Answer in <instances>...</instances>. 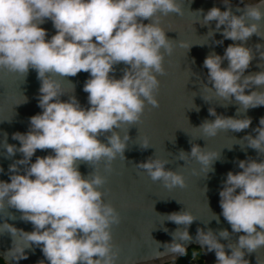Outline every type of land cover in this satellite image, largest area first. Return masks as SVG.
<instances>
[{
    "label": "clouds",
    "instance_id": "1",
    "mask_svg": "<svg viewBox=\"0 0 264 264\" xmlns=\"http://www.w3.org/2000/svg\"><path fill=\"white\" fill-rule=\"evenodd\" d=\"M223 3L227 10L213 6L204 14L202 26L216 21V29L225 26L222 35L232 41L246 42L253 34L264 37L259 33L264 21V0L244 5L243 9L238 7L240 15L233 13L227 0ZM170 13L183 14L179 0H0V70L24 77L30 68L36 70L41 82L38 107L42 109L29 118L27 133H13L12 138L20 142L19 148L6 139L3 145L8 157L18 151L23 159L9 165L10 182L0 181V214L14 208L34 228L25 232L7 222L0 224V234L7 232L13 238V247L5 254L7 258L26 259L25 249L35 244L42 246L48 264H116L119 253L113 244L112 230L121 223V216L104 199L108 177L101 174L99 166L103 163L104 171L111 173L113 161L118 157L125 159L130 137L122 136L117 129L140 123L146 106H160L158 77L166 74L165 54L171 55L173 51V40L167 38L160 21ZM46 19L56 29L51 39H46L47 32L40 26ZM143 20L151 22L144 24ZM213 34L210 30L207 36ZM261 47L264 46L256 45L257 49ZM253 58L251 48L233 43L223 56L210 52L203 61L211 84L202 85L203 89L214 90L216 97L226 101L221 106L226 107L234 97L240 106L237 115L241 109L246 112L264 106V91L245 92L254 86L264 88V71L244 75ZM261 58L264 59V53ZM224 60L228 61L226 68L221 67ZM120 63L126 67L117 79L113 74ZM81 71L90 74L83 86L88 94L87 108L74 95L62 101L64 92L55 78L74 77ZM74 88L73 85V92ZM203 99L208 102L206 97ZM208 112L215 119L204 120L195 127L202 130V137H215L228 130L240 132L252 124L247 116L225 117L214 108ZM254 131L255 137L246 135L243 139L248 147L264 155V117ZM101 136L106 137V142L101 141ZM148 147L145 140L141 148ZM48 149L52 154L38 156L31 162L37 150ZM204 149L193 144L190 154L180 150L177 157L184 161L191 157L207 174L214 170L212 165L220 153ZM81 163L93 169L87 176L79 171ZM169 163L170 160L154 155L136 167L167 189L186 187L181 172L166 169ZM18 165L27 166L23 174ZM238 166L242 171L227 173L219 203L232 231L243 235L236 243L227 245L231 249L228 254L218 239H228V230L219 231L217 236L211 229H197L196 240L208 252H215L216 264H249L244 250L252 253L264 247V160H241ZM212 214L219 222V217ZM5 216L15 219L8 212ZM163 216L184 225V231L178 228L172 232L173 241L163 245L165 251L153 255H185V244L177 241L192 239L187 227L197 219L187 210ZM18 232L27 247L14 246Z\"/></svg>",
    "mask_w": 264,
    "mask_h": 264
},
{
    "label": "water",
    "instance_id": "2",
    "mask_svg": "<svg viewBox=\"0 0 264 264\" xmlns=\"http://www.w3.org/2000/svg\"><path fill=\"white\" fill-rule=\"evenodd\" d=\"M182 8V15L170 13L167 17L161 18V26L165 29L168 39L173 40V51L171 55L165 54L164 67L165 75L159 76L160 88L157 94L159 108L146 106L141 122L133 125L123 126L120 130L122 136L130 137L124 153L125 159L117 158L112 163V172L104 171L103 163L99 166L101 174L108 177V182L104 186L106 194L104 199L111 202L121 216V223L114 226L112 230L113 244L118 251L119 257L116 264H164L179 255L167 254L156 258L153 254L156 251L164 252V244L171 243L172 232L179 228L184 231V225L166 220L173 212L189 211L195 220L187 230L192 237L190 241L184 243L187 251L198 248L207 258L209 264H216L215 252H208L207 248H202L196 240L197 229L207 231L213 230L217 234L221 230H228L230 237L224 239L218 236L220 243L224 244L225 251L230 254L231 249L227 248L229 243H236L243 233L232 231L230 224L224 219L220 207L219 192L223 188L226 175L229 171L240 172L238 164L241 160H264V155L259 154L255 149L248 147L247 141L243 138L246 135L255 137L254 131L259 126V119L264 117V106L248 109L237 115L240 107L233 97L232 102L226 107L221 104L226 101L215 96L213 91H205L204 84L208 83V69L203 66V61L210 52L223 56L228 45L233 43H243L253 52V60L244 75L264 71V47L256 48L257 44L264 46V37L253 34L246 42L232 41L225 39L222 35L224 27L216 29V21H211L208 25H203V16L213 6L219 7L221 11L227 10L223 0H179ZM234 14L239 7L244 5H256L260 0H227ZM203 10L202 13L197 12ZM148 24L150 20H143ZM47 32L46 39H51L56 34V29L51 20H45L40 25ZM213 31V36L208 37L209 31ZM264 35V21L261 22L259 30ZM217 41H223L218 44ZM206 43V44H205ZM200 44H204L201 46ZM192 45V46H191ZM190 47V49H188ZM228 61L224 60L221 67H227ZM123 63L115 66L114 76L119 79L123 75ZM61 84L64 94L60 97L62 101H68L70 96H75L80 105L84 108L90 107L88 104V94L83 91L85 81L90 78V74L81 71L74 77H55ZM75 86L74 92L73 85ZM41 82L37 78V72L29 69L26 77L23 74L0 70V181L10 182L9 165L23 159V154L16 152L14 156L8 157L4 148L5 139L8 144L20 147V142L12 138L13 133H27L30 128L29 118L42 112L38 107L39 88ZM251 91H264V88L255 86L246 89V94ZM203 96L208 99L206 102ZM26 97V102H25ZM198 107L196 111L194 107ZM193 108V109H192ZM214 108L218 115L234 118L252 119V124L248 129L240 132L232 130L221 131L215 137H202V130L199 128L204 120H214L210 116L208 109ZM129 128V129H128ZM5 134L7 136L5 137ZM101 141L106 142V137L101 136ZM147 140L149 147L141 148L143 142ZM198 145L206 152L220 153V158L214 161L213 171H206L191 157L185 161L178 159L180 150L186 153L191 152L192 145ZM141 145V146H140ZM231 148V149H229ZM52 154L51 150H37L31 162H35L36 157ZM157 156L161 159H168L171 163L165 165L166 169L181 172L184 175L186 187L167 189L160 182H153L144 170L136 167L137 164L145 162L149 157ZM26 165H18L23 174ZM93 169L86 163L79 165V171L87 176ZM207 189L205 193V188ZM239 189H237V193ZM154 210H153V204ZM7 212L15 216L11 219ZM7 212L0 214V224L7 222L19 230L31 232L34 230L31 222L21 219L22 213L14 208H8ZM158 213V214H157ZM219 217V222L213 219V214ZM160 214V215H159ZM167 228L165 232L163 229ZM15 247L25 248L27 242L21 238L20 233L14 237ZM160 243L159 245L156 243ZM13 247V238L10 233L0 234V259L6 264H39L46 258L42 252V246L33 244L25 249L26 259L15 261L5 256L6 252ZM245 259L249 264H264V247L258 248L252 253L245 249ZM18 255V254H17Z\"/></svg>",
    "mask_w": 264,
    "mask_h": 264
},
{
    "label": "built area",
    "instance_id": "3",
    "mask_svg": "<svg viewBox=\"0 0 264 264\" xmlns=\"http://www.w3.org/2000/svg\"><path fill=\"white\" fill-rule=\"evenodd\" d=\"M181 264H209L207 258L200 252L198 254H185Z\"/></svg>",
    "mask_w": 264,
    "mask_h": 264
},
{
    "label": "rangeland",
    "instance_id": "4",
    "mask_svg": "<svg viewBox=\"0 0 264 264\" xmlns=\"http://www.w3.org/2000/svg\"><path fill=\"white\" fill-rule=\"evenodd\" d=\"M191 253H193V254H198V253H200V250H199L198 248H196V247H192V248H190V249L187 251L186 254H191Z\"/></svg>",
    "mask_w": 264,
    "mask_h": 264
},
{
    "label": "trees",
    "instance_id": "5",
    "mask_svg": "<svg viewBox=\"0 0 264 264\" xmlns=\"http://www.w3.org/2000/svg\"><path fill=\"white\" fill-rule=\"evenodd\" d=\"M184 259H185V255L180 256L178 258V264H181L184 261ZM0 264H6V263L2 259H0Z\"/></svg>",
    "mask_w": 264,
    "mask_h": 264
},
{
    "label": "crops",
    "instance_id": "6",
    "mask_svg": "<svg viewBox=\"0 0 264 264\" xmlns=\"http://www.w3.org/2000/svg\"><path fill=\"white\" fill-rule=\"evenodd\" d=\"M201 252V251H200ZM178 258L179 257H176V258H174L173 260H171V261H169V262H167V263H164V264H178Z\"/></svg>",
    "mask_w": 264,
    "mask_h": 264
}]
</instances>
